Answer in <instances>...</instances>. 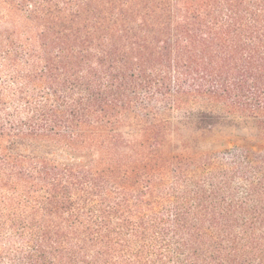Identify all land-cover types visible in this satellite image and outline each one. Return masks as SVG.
<instances>
[{
  "label": "trees",
  "instance_id": "1",
  "mask_svg": "<svg viewBox=\"0 0 264 264\" xmlns=\"http://www.w3.org/2000/svg\"><path fill=\"white\" fill-rule=\"evenodd\" d=\"M0 264H264V0H0Z\"/></svg>",
  "mask_w": 264,
  "mask_h": 264
},
{
  "label": "rangeland",
  "instance_id": "2",
  "mask_svg": "<svg viewBox=\"0 0 264 264\" xmlns=\"http://www.w3.org/2000/svg\"><path fill=\"white\" fill-rule=\"evenodd\" d=\"M233 148V144L227 140L220 139L218 141H215L214 144L211 146V150L217 152H225L227 150H230Z\"/></svg>",
  "mask_w": 264,
  "mask_h": 264
}]
</instances>
